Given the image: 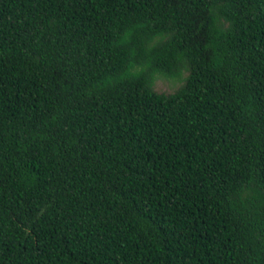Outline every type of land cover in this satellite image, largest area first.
<instances>
[{
    "label": "trees",
    "instance_id": "16d2710c",
    "mask_svg": "<svg viewBox=\"0 0 264 264\" xmlns=\"http://www.w3.org/2000/svg\"><path fill=\"white\" fill-rule=\"evenodd\" d=\"M0 264H264V0H0Z\"/></svg>",
    "mask_w": 264,
    "mask_h": 264
},
{
    "label": "rangeland",
    "instance_id": "374dc122",
    "mask_svg": "<svg viewBox=\"0 0 264 264\" xmlns=\"http://www.w3.org/2000/svg\"><path fill=\"white\" fill-rule=\"evenodd\" d=\"M185 74L184 76H186ZM184 84V78L182 80H175L163 75H159L155 82V88L159 92L173 93L178 90Z\"/></svg>",
    "mask_w": 264,
    "mask_h": 264
}]
</instances>
